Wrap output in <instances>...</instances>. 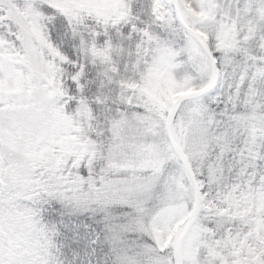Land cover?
<instances>
[{
    "label": "snow or ice",
    "instance_id": "6c2138e0",
    "mask_svg": "<svg viewBox=\"0 0 264 264\" xmlns=\"http://www.w3.org/2000/svg\"><path fill=\"white\" fill-rule=\"evenodd\" d=\"M0 264H264V0H0Z\"/></svg>",
    "mask_w": 264,
    "mask_h": 264
}]
</instances>
